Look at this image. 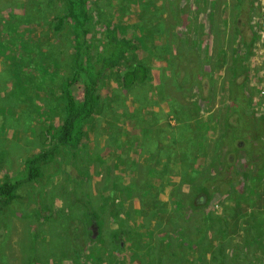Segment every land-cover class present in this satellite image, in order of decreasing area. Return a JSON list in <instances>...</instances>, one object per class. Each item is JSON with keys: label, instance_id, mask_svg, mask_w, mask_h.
<instances>
[{"label": "rangeland", "instance_id": "obj_1", "mask_svg": "<svg viewBox=\"0 0 264 264\" xmlns=\"http://www.w3.org/2000/svg\"><path fill=\"white\" fill-rule=\"evenodd\" d=\"M257 2L89 0L94 18L136 49L97 85L76 144L43 165L26 198L0 205V264H264ZM62 9L61 0H0L2 22L20 17L22 41L0 49V177L46 150L42 133L61 121L68 57L51 55L54 67L20 47L30 45L29 26L33 47L67 44L65 30L53 33ZM99 29L89 39L98 42ZM14 51L39 65L19 70ZM135 62L148 78L126 89L120 71ZM84 90L80 79L70 85L79 110ZM200 187L210 195L202 207L193 203Z\"/></svg>", "mask_w": 264, "mask_h": 264}, {"label": "trees", "instance_id": "obj_2", "mask_svg": "<svg viewBox=\"0 0 264 264\" xmlns=\"http://www.w3.org/2000/svg\"><path fill=\"white\" fill-rule=\"evenodd\" d=\"M63 9L58 14H53L52 20L55 21L53 26V33L56 37L60 36L62 30L67 44L51 41L48 44V50L45 51L41 46H32V37L30 35L34 29L29 26V43L28 46H21L20 48H29L32 52L30 55L43 59H48L49 65L56 67V62L51 55H61L66 59L68 57L69 68L72 70V75L66 77L65 83L61 85L60 95L58 100L61 108V121L56 124H49L47 127L57 128L51 134L45 130L42 133L43 141H47L50 136V145L46 150L33 153L25 161L20 172L12 175H4L0 180V205L3 208H8L12 204L23 200L27 197L30 185L38 182L43 176L42 167L44 164L53 160L58 154L59 149L68 147L73 143L76 144L83 124L87 120L93 108L96 106L95 89L97 85L104 80L108 73L115 68H119L124 61H128L130 53L136 49L134 41L126 36L119 34L118 27L111 22L102 21L100 15L96 14L95 18L91 14V6L89 0H61ZM17 18V17H16ZM17 18L16 22L13 19L1 21L0 27L3 37L0 38V49L5 44L16 46L20 39ZM13 20V21H12ZM29 23H37L35 19H29ZM99 26L100 39L97 42L94 38L89 39L92 25ZM5 43V44H4ZM20 44V43H19ZM70 48L67 52L66 47ZM0 53V55H2ZM14 55L13 63L17 68L25 72V67L39 65V62L31 60L30 62H20L21 56L17 51L12 52ZM51 53V54H50ZM40 54V56H39ZM20 62V63H19ZM47 65L46 71H51V66ZM44 65L40 66L44 68ZM35 68V67H34ZM122 72V73H121ZM42 73V72H41ZM49 74V73H47ZM42 78H46L43 74ZM147 71L143 64L135 62L127 67V69L120 71L119 80L124 88L142 84L147 80ZM80 79L85 86L84 101L80 108H87V110H79L76 103L73 101V96L70 91V85L75 80ZM44 92V91H43ZM60 151L62 152V150ZM57 153V154H56ZM210 195L207 190L200 187L194 196L193 203L198 207L206 206L209 202ZM211 216L207 217V223L211 220ZM222 219H220V222ZM222 223V222H221ZM204 236L201 235L200 237ZM194 239V238H192ZM186 247L189 243L181 244ZM192 245V244H191ZM138 264H140L138 260Z\"/></svg>", "mask_w": 264, "mask_h": 264}, {"label": "built area", "instance_id": "obj_3", "mask_svg": "<svg viewBox=\"0 0 264 264\" xmlns=\"http://www.w3.org/2000/svg\"><path fill=\"white\" fill-rule=\"evenodd\" d=\"M256 1V4L259 5V3ZM264 5V4H263ZM260 7V6H259ZM263 14L260 17V21H261V25L259 26V34L261 36V38L264 40V8H262ZM259 96H260V101H261V110L263 112L264 115V83L261 89H259Z\"/></svg>", "mask_w": 264, "mask_h": 264}, {"label": "crops", "instance_id": "obj_4", "mask_svg": "<svg viewBox=\"0 0 264 264\" xmlns=\"http://www.w3.org/2000/svg\"><path fill=\"white\" fill-rule=\"evenodd\" d=\"M21 168H23V165H22V167H21ZM4 175H12V174H4ZM4 175H3V176H4ZM3 176H2V177H0V178H3Z\"/></svg>", "mask_w": 264, "mask_h": 264}, {"label": "flooded vegetation", "instance_id": "obj_5", "mask_svg": "<svg viewBox=\"0 0 264 264\" xmlns=\"http://www.w3.org/2000/svg\"><path fill=\"white\" fill-rule=\"evenodd\" d=\"M248 5H249V1H248Z\"/></svg>", "mask_w": 264, "mask_h": 264}]
</instances>
